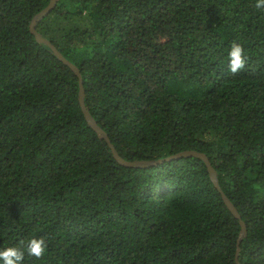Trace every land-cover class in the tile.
Returning <instances> with one entry per match:
<instances>
[{"label": "trees", "instance_id": "obj_1", "mask_svg": "<svg viewBox=\"0 0 264 264\" xmlns=\"http://www.w3.org/2000/svg\"><path fill=\"white\" fill-rule=\"evenodd\" d=\"M50 0H0V250L23 264H237L239 221L205 163L119 165L79 79L30 32ZM257 0H58L38 24L81 71L86 105L127 161L206 154L264 264V8ZM233 43L245 66L229 70Z\"/></svg>", "mask_w": 264, "mask_h": 264}, {"label": "water", "instance_id": "obj_2", "mask_svg": "<svg viewBox=\"0 0 264 264\" xmlns=\"http://www.w3.org/2000/svg\"><path fill=\"white\" fill-rule=\"evenodd\" d=\"M58 0H50L49 5L43 9L40 13H38L32 20L30 24V32L34 37L36 38L37 42L47 46L51 52L58 58L60 62H62L65 66L71 69V71L77 76L79 79V86H80V91H79V104L82 110V113L85 117L86 122L88 125L91 127V129L98 135L99 139L102 141H105L107 145L109 146L114 159L119 163V165L123 167H128V168H148L152 166H157L159 164H163L165 162H171L175 160H180L183 158H197L202 160L208 170L210 179L218 191V193L221 195L222 200L224 204L227 206L229 211L232 213V215L239 221L240 226H241V232L239 235V239L237 242V253H236V263L241 264L239 261V253H240V245L242 243V240L246 237L247 235V226L244 220L242 219V216L240 215L238 209L235 207V205L231 202V200L228 198V196L224 193L222 190L219 179H218V173L213 167L210 159L208 156L202 152L190 150V151H184L181 153H178L176 155H173L169 158L163 159V160H158V161H127L123 157L120 156L118 153L117 149L115 146L112 144L108 134L101 128V126L98 124L96 119L93 117L91 114L89 108L86 105V93L84 89V82H83V77L81 74L80 69L73 63H71L68 59L64 57V55L58 50V48L48 39H46L40 32H38L37 27L38 24L43 21L57 6Z\"/></svg>", "mask_w": 264, "mask_h": 264}, {"label": "clouds", "instance_id": "obj_3", "mask_svg": "<svg viewBox=\"0 0 264 264\" xmlns=\"http://www.w3.org/2000/svg\"><path fill=\"white\" fill-rule=\"evenodd\" d=\"M257 8H264V0H257ZM246 63L244 48L233 43L228 51L229 70L232 73L240 71ZM37 259L43 257L46 253V242L44 239H29L21 242L20 246L7 247L0 250V264H23L25 254Z\"/></svg>", "mask_w": 264, "mask_h": 264}]
</instances>
